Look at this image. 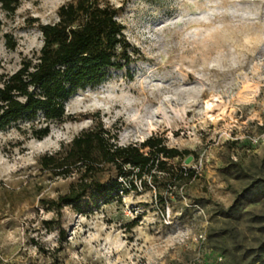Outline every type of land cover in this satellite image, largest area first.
Segmentation results:
<instances>
[{"label":"rangeland","instance_id":"374dc122","mask_svg":"<svg viewBox=\"0 0 264 264\" xmlns=\"http://www.w3.org/2000/svg\"><path fill=\"white\" fill-rule=\"evenodd\" d=\"M69 1L0 5L2 72L38 54V25ZM103 2L132 62L73 94L47 137L0 132V264H264V0ZM99 122L120 145L154 136L188 150L169 162L195 177H146L120 202L87 196L81 212H58L47 202L74 178L42 171L39 158Z\"/></svg>","mask_w":264,"mask_h":264},{"label":"trees","instance_id":"16d2710c","mask_svg":"<svg viewBox=\"0 0 264 264\" xmlns=\"http://www.w3.org/2000/svg\"><path fill=\"white\" fill-rule=\"evenodd\" d=\"M14 12L19 0H0ZM42 46L12 72L0 66V132L12 130L25 139L47 137L53 125L66 121V103L79 89L102 83L110 69H122L133 59V48L117 9L103 0H71L58 8L57 20L40 23ZM9 47H12L9 46ZM188 150L168 147L161 137L120 145L117 135L99 122L82 129L66 146L43 154L42 171L73 177L66 192L47 203L60 212L93 199L95 207L120 202L123 195L145 186V178L164 184L185 183L195 171L169 161L183 160ZM161 181V180H160Z\"/></svg>","mask_w":264,"mask_h":264},{"label":"water","instance_id":"95a60500","mask_svg":"<svg viewBox=\"0 0 264 264\" xmlns=\"http://www.w3.org/2000/svg\"><path fill=\"white\" fill-rule=\"evenodd\" d=\"M189 161V159L186 160V163Z\"/></svg>","mask_w":264,"mask_h":264}]
</instances>
